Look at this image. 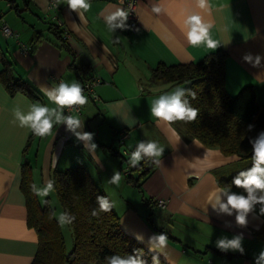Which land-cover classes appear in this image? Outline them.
<instances>
[{
  "label": "crops",
  "instance_id": "1",
  "mask_svg": "<svg viewBox=\"0 0 264 264\" xmlns=\"http://www.w3.org/2000/svg\"><path fill=\"white\" fill-rule=\"evenodd\" d=\"M56 3L51 7L50 0H0V71L10 63L15 76L33 84L39 97L11 95L0 79V264H31L38 250V235L28 223L27 199L21 190L22 164L27 158L37 189L46 186L60 166L84 164L124 231L168 264H254V254L264 247V215L259 214V206L249 213L245 225H239L235 213L213 209L207 201L221 179L243 168L241 157L225 156L198 139L187 140L179 120L172 122V128L165 122L157 124L150 115L151 100L173 85L153 82L151 75L159 64L196 63L223 50L228 53V93L236 96L253 86L257 101L264 105V0H205L203 8L199 0H139L135 33L123 28L109 31L104 17L123 9L118 0H91L83 18L66 0ZM154 5L161 10L153 11ZM192 11L212 21V33L222 43L216 49L187 43L182 21ZM3 23L19 38L4 35ZM57 26L64 31L63 40L53 33ZM23 45L30 50L24 51ZM248 53L251 60L244 59ZM93 76L102 80L94 88L98 99L89 97L82 113L75 115L81 119L77 131L92 132L96 148L85 147V141L60 123L46 136L32 137L25 153L33 133L19 125L13 108L26 111L36 102L54 106L42 87L51 88L61 79L81 82ZM124 129L130 132L127 149L133 150L138 140L157 139L165 145L160 163L141 179L140 199L125 176L110 182L127 162L112 151L122 152L117 133ZM139 174L133 171L131 178ZM155 199L166 200V207H159ZM160 232L167 234L166 245L150 250L149 237ZM136 233L144 239L138 240ZM238 233L244 235L243 256L228 258L216 251L217 238Z\"/></svg>",
  "mask_w": 264,
  "mask_h": 264
},
{
  "label": "trees",
  "instance_id": "2",
  "mask_svg": "<svg viewBox=\"0 0 264 264\" xmlns=\"http://www.w3.org/2000/svg\"><path fill=\"white\" fill-rule=\"evenodd\" d=\"M63 32L57 26L53 33L63 40ZM227 58L226 51L218 50L196 63L170 66L159 64L153 69L151 79L153 82L164 84L185 85L182 98H187L189 103L199 110L195 120L180 121L179 130L187 140L198 139L207 147L220 149L225 156L239 155L245 168L251 164L246 162L247 158L251 157L252 146L249 138H255L258 131L264 129V105L257 101L253 86L244 87L236 96L228 93ZM0 79L11 95L22 92L33 99L39 98L36 87L29 81L15 76L10 63H5L4 69L0 71ZM34 136L31 135L25 153L29 152ZM112 151L127 160L122 152ZM147 161L148 169L142 168V161V166L133 170L139 171V178H131L133 171L125 176L127 181L140 191L141 179L151 173L154 166L152 160ZM233 176L221 179L220 183H229ZM51 180L63 210L75 216L69 224L74 232L75 245L70 253L66 252L60 223L49 199L40 202L38 192L35 191L37 187L33 179V166L27 158L22 164L21 190L27 199L28 223L36 230L39 240L38 250L31 264H104L106 255L112 252L132 253L134 248L143 249V252L133 254L144 259L146 264H154L155 254L124 231L120 217L112 206L106 211L99 209L97 196L106 195L84 164L63 171L55 170ZM233 190L242 189L233 186ZM93 208L97 209L95 215L92 214ZM260 233L262 234L263 230ZM216 251L228 258L243 256L241 252L232 253L220 249ZM158 258L159 264H168Z\"/></svg>",
  "mask_w": 264,
  "mask_h": 264
},
{
  "label": "clouds",
  "instance_id": "3",
  "mask_svg": "<svg viewBox=\"0 0 264 264\" xmlns=\"http://www.w3.org/2000/svg\"><path fill=\"white\" fill-rule=\"evenodd\" d=\"M67 6L71 10L77 11L83 18L84 10L91 7V0H66ZM199 6L205 7V0H199ZM158 5L153 6V11L159 12ZM128 14L125 10L117 8L115 12L104 17L109 31L126 27ZM182 28L186 41L194 48L203 46L206 49H216L221 45V41L214 37L212 33L213 23L203 18L200 12L192 11L185 14L182 21ZM253 58L251 53L245 54V60ZM260 60L261 56L256 55ZM41 91L49 101L54 102V106L47 103H31L25 111L20 106L13 108L15 120L21 127H26L35 136L44 137L53 131L54 125L64 123L69 130H72L76 137L85 141V147L96 148L93 142V133L89 131H77L81 127V119L75 114H65L67 110L79 112L76 107L88 102L89 97L85 95V88L82 83L73 79L71 81L61 79L58 84L51 88L42 87ZM184 89L175 85L172 89L160 92L154 96L150 103V115L157 124L167 123L172 128L174 121L195 120L198 109L189 103L187 98H182ZM194 95V93H193ZM253 127V125H249ZM251 144V164L239 169L227 184L218 183L210 190L207 201L213 209L232 215L235 213V221L239 225L248 222L249 213L259 206V214L264 215V129L258 131L255 138H249ZM165 145L157 139L138 140L134 149L127 154V161L132 166L141 165V161L148 163L144 157H150L155 164L160 163V156L164 153ZM142 166V165H141ZM121 178V172L116 170L110 182L117 183ZM233 186L241 191L233 190ZM41 197L53 191V181L49 180L41 189H35ZM99 209L108 210L111 206L109 200L101 195L97 196ZM57 215L61 225L70 224L75 216L67 211L54 213ZM92 214H97V209H92ZM138 240L144 237L136 233ZM165 232L155 233L149 237V249H161L167 243ZM243 233L233 234L231 237L223 235L216 239V247L222 251L239 250L244 252ZM143 249H133L132 253L120 254L112 252L104 257V264H146L144 259L133 253H142ZM254 264H264V247H261L257 254H254ZM154 264H159L158 256H153Z\"/></svg>",
  "mask_w": 264,
  "mask_h": 264
},
{
  "label": "built area",
  "instance_id": "4",
  "mask_svg": "<svg viewBox=\"0 0 264 264\" xmlns=\"http://www.w3.org/2000/svg\"><path fill=\"white\" fill-rule=\"evenodd\" d=\"M121 5L123 6V10H125L128 14L127 20H126V27L123 29L128 33H135L139 30V18H138V5L139 0H118ZM56 0H50V6L56 7ZM2 32L4 35L8 37H16L19 38V34L15 33L9 25L6 23L2 24ZM24 51L28 52L30 49L26 45H23ZM102 82L101 79L97 78L96 76L91 77L89 80H83L81 81L82 85L85 88V95L88 97H92L95 101H97V96L94 95V88ZM85 105V104H84ZM84 105H78L76 106L79 109V112H71L69 113L67 110L65 111V114H81L82 109ZM130 132L129 130H121L118 134L119 142L121 145H124L126 143V140L129 138ZM132 150L130 149H123L122 154L127 158V154L130 153ZM144 159L152 160L150 157H144ZM152 164L154 165V161L152 160ZM138 167H141L140 165L132 166L127 163L122 167L121 172L124 174V176L129 175L131 171L138 169ZM148 164H143L142 168L148 169ZM155 202L157 205L161 208L166 207V200L163 199H155Z\"/></svg>",
  "mask_w": 264,
  "mask_h": 264
},
{
  "label": "rangeland",
  "instance_id": "5",
  "mask_svg": "<svg viewBox=\"0 0 264 264\" xmlns=\"http://www.w3.org/2000/svg\"><path fill=\"white\" fill-rule=\"evenodd\" d=\"M175 85H173L172 87H174ZM182 88H185V85H180ZM118 144L120 145V142L118 141ZM121 149H127L125 144L124 145H121ZM247 164L249 162H251V158H247ZM127 163V162H125ZM246 164V163H245ZM246 164V165H247ZM78 164H76L75 166H77ZM245 165V166H246ZM63 166V165H62ZM60 166V169H57L59 171H63V170H66L68 168H65V167H62ZM241 166H244V164H242ZM74 167V166H72ZM70 168V167H69ZM56 170V169H55ZM54 170V171H55ZM53 171V173H54ZM121 176H124V174L121 172ZM124 179H126L124 177ZM129 189L131 190V192L138 198L140 199V197L142 196V193L138 190V189H135L133 188L132 186L129 187ZM42 201L44 202L46 199H49V203L50 205L52 206V208L54 209V213H59L60 211H64L63 210V207L61 205V202L57 196V193L56 191L54 190L53 188V191H51L50 193L46 194L44 197H41ZM55 217L57 218V215H55ZM58 220V218H57ZM61 230H62V233H63V236H64V241H65V247H66V252L67 253H70L73 248H74V245H75V236H74V232L73 230L71 229L70 225L69 224H64V225H61Z\"/></svg>",
  "mask_w": 264,
  "mask_h": 264
}]
</instances>
